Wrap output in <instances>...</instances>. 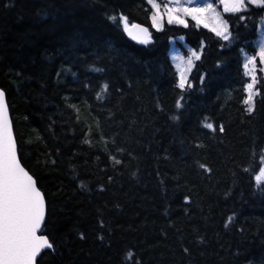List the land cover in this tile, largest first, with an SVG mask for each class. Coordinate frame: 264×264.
<instances>
[{"label": "trees", "instance_id": "trees-1", "mask_svg": "<svg viewBox=\"0 0 264 264\" xmlns=\"http://www.w3.org/2000/svg\"><path fill=\"white\" fill-rule=\"evenodd\" d=\"M219 11L231 43L191 19L154 30L147 0H0V89L59 245L43 264H264V76L249 113L241 57L264 9ZM177 38L201 54L183 91Z\"/></svg>", "mask_w": 264, "mask_h": 264}, {"label": "snow or ice", "instance_id": "snow-or-ice-1", "mask_svg": "<svg viewBox=\"0 0 264 264\" xmlns=\"http://www.w3.org/2000/svg\"><path fill=\"white\" fill-rule=\"evenodd\" d=\"M218 2L224 14H236L240 20L245 19L249 6L264 9V0H218ZM147 3L151 6V27L157 31L164 27L165 18L169 25L177 24L184 28L189 27L190 18L195 26L203 25L204 28H210L217 37L231 43L228 19L217 10L215 0H205L202 4L196 0H168V3L163 5L158 0H147ZM111 19L115 20L116 17ZM119 22L123 32L133 41L144 45L151 42L152 36L147 27L139 23H130L128 17L123 14L120 15ZM257 47L258 50L247 56L243 64L244 74L250 78L244 86L246 96L243 99L249 113L255 110L256 97L261 95V89L258 87L261 80L257 73L258 71L264 73V33L259 37ZM257 58L261 66L259 69ZM200 59L201 54L198 51H191L186 59L182 56L174 57L177 62L180 90L192 88L188 74L194 62ZM204 80L205 76L201 75V84ZM107 88L108 85H103L102 91H106ZM97 98H100L99 93ZM180 106L178 101L177 107ZM203 127L216 131V127L210 122H205ZM224 131V127L219 126V132ZM254 180L257 186L264 184V156L260 157L259 170ZM260 190L264 191V187ZM77 234L81 240L86 238L83 232ZM58 249L59 245L50 233L45 193L38 187V181L26 170L18 155V142L6 93L0 89V264H43L45 257L55 255ZM184 251L187 252L188 249ZM132 255L131 252L126 253V257Z\"/></svg>", "mask_w": 264, "mask_h": 264}, {"label": "rangeland", "instance_id": "rangeland-1", "mask_svg": "<svg viewBox=\"0 0 264 264\" xmlns=\"http://www.w3.org/2000/svg\"><path fill=\"white\" fill-rule=\"evenodd\" d=\"M158 2L161 4V5H163L164 3H168V0H158ZM196 2L197 3H204L205 2V0H196ZM215 6H216V8H217V10L219 11V7H221L222 8V6L219 4V2H218V0H215ZM188 19H190V18H188ZM167 23V20H166V18H165V21H164V23ZM177 25V24H176ZM182 26V25H181ZM200 27H203V25H201ZM204 28V27H203ZM154 29V28H153ZM206 29H208V30H210V28H206ZM154 30H156V29H154ZM211 31V30H210ZM212 32V31H211ZM262 33H264V18H262L260 21H259V23H258V30H257V39H256V41H255V46H256V49L258 50V47H257V44H258V40H259V37L261 36V34ZM177 42H180L181 43V45L185 48V50L187 51V54H184L183 52H182V49L177 45ZM170 47H171V49H170V57H171V61H172V64H173V66L175 67V69H176V71H177V75H178V70H177V68H176V61L174 60V57H176V56H182V57H184L185 59L190 55V52L191 51H193V50H191L184 42H183V39L182 38H177V39H172L171 41H170ZM247 56H250V55H248L247 53H245V51H241V57H242V62H243V64L245 63V59H246V57ZM257 60H258V58H257ZM196 62V61H195ZM194 62V63H195ZM258 62H259V60H258ZM258 62H257V68L259 69L261 66L260 65H258ZM243 70H244V68H243ZM244 72H245V70H244ZM263 74V76H264V73H262ZM189 75H190V73L188 74V78H189ZM247 77V76H246ZM248 78V82H249V80H250V78L249 77H247ZM178 79H179V77H178Z\"/></svg>", "mask_w": 264, "mask_h": 264}, {"label": "water", "instance_id": "water-1", "mask_svg": "<svg viewBox=\"0 0 264 264\" xmlns=\"http://www.w3.org/2000/svg\"><path fill=\"white\" fill-rule=\"evenodd\" d=\"M125 35H126V37L130 40V41H132L133 43H135V44H137V45H141V46H143L144 44H140V43H138L137 41H133L130 37H128L127 36V34L125 33ZM6 100H7V98H6ZM9 113H10V111H9ZM11 117V116H10ZM19 155V154H18Z\"/></svg>", "mask_w": 264, "mask_h": 264}]
</instances>
